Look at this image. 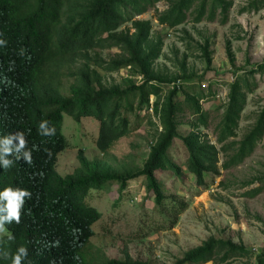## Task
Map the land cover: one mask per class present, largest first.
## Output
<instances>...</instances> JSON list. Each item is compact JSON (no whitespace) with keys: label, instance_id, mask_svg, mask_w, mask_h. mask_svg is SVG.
Returning <instances> with one entry per match:
<instances>
[{"label":"trees","instance_id":"trees-1","mask_svg":"<svg viewBox=\"0 0 264 264\" xmlns=\"http://www.w3.org/2000/svg\"><path fill=\"white\" fill-rule=\"evenodd\" d=\"M162 1L167 3L164 11L157 8ZM233 7L234 0H0V194L8 187L12 192L29 191L22 197L19 224L6 219L7 199L0 197V223L7 230L0 236V264H12L15 256H20V264H151L135 260L127 250L123 259L94 251L93 226L102 213L88 203L91 191L117 184L123 192L131 182L144 178L154 204L171 214L168 224L172 228L185 205H166L167 189L156 173L171 171L182 177V168L171 156L177 139L187 150L185 166L198 187H210L207 176L214 181L222 170L242 165L255 152L264 138V105L253 125L238 138L248 96L258 90L256 76L264 75V64L235 75L224 111L214 125L202 105L211 93L201 86L204 75L198 76L187 64L197 51L211 67V38L198 32L201 39L197 40L186 31L181 39L185 51L177 50L176 59H168L178 72L169 74L167 65L158 66L165 38L154 35L151 20L137 18L154 9L158 23L170 29L189 20L226 25ZM263 10L264 0H250L240 13ZM112 49L119 52L110 58L102 55ZM226 52L235 66L229 40ZM126 68L140 77L139 83L132 78L119 84L106 82L105 75ZM64 114L76 121L92 118L99 122L96 146L103 159L91 160L80 151L79 166L62 176L57 164L68 147L62 132ZM146 117L152 125L158 124L147 159L141 165H109L107 161H114L112 148L138 131ZM183 126L186 134L181 133ZM211 128L216 143L204 133ZM21 132L23 148L17 135ZM26 153L31 154V164L26 162ZM255 182L260 185L244 192V197L264 193V177L242 183L240 188ZM221 186L225 185L221 182ZM237 260L264 264V247L256 253L243 242L213 237L172 264Z\"/></svg>","mask_w":264,"mask_h":264},{"label":"rangeland","instance_id":"rangeland-1","mask_svg":"<svg viewBox=\"0 0 264 264\" xmlns=\"http://www.w3.org/2000/svg\"><path fill=\"white\" fill-rule=\"evenodd\" d=\"M249 1L234 0L230 21L226 25L208 21L195 24L189 20L184 25L170 29L158 23L154 9L137 17L151 20L154 35L159 34L165 38V48L158 66L167 65L169 74L178 72L177 67L168 59H176L177 50L181 53L185 51L181 39L186 31L197 40L201 39L198 32L206 38H211L213 51L211 67L207 68L197 51L189 57L187 64L198 76L204 75L203 81H200L201 86L207 93H211L202 105L210 112L214 125L218 123L224 111L229 85L235 75L250 71L258 64H264V10L257 14L240 13V9ZM157 8L164 11L167 3L159 2ZM240 36L242 39L237 40ZM228 40L231 41L236 57L235 66L227 56ZM118 52L117 49H112L104 51L102 55L110 58ZM105 77L108 84L123 83L130 78L137 83L141 80L140 77L133 75L131 68ZM256 77L259 88L248 96V106L240 123L238 139H241L253 125L256 113L264 105V75ZM168 89L169 86L165 87L166 91ZM154 101L155 99L152 103ZM143 114L145 113L142 112ZM150 114L154 115L153 109H150ZM153 120L157 119L153 116ZM157 127L158 124L155 126L150 123L149 117L143 119L138 131L116 143L111 150L114 161L107 163L112 167L119 164L141 165L149 155ZM62 132L68 142V147L60 153L57 164V171L62 176L72 173L79 166L80 151L91 160L103 159L96 146L99 134L98 121L92 118L76 121L70 115L64 114ZM187 132V127H181L182 134ZM204 133L216 143L213 128L204 130ZM171 156L182 168V177L178 178L171 171H158L156 175L167 189L166 205H170V208L173 204L185 205L184 211L177 219V225L169 227L171 214L167 208L164 210L154 204L144 178L131 182L123 192L117 184L106 185L104 190L91 191L88 196V203L102 213L100 222L93 226L96 231L92 238L94 251L103 253L108 258L123 259L127 250L135 260L151 264H172L187 251L201 246L214 237L243 242L249 250L260 253L264 247V193L255 198L244 197L242 195L244 192L258 187L260 183L255 182L245 188H240V185L264 177V138L242 165L222 170V175L214 178V181L210 180L212 177L207 176V180L211 182L208 188L198 187L196 178L185 166L188 153L180 139L175 141ZM220 161V164L224 161L223 154L220 155ZM221 182L228 188L221 186ZM3 229L5 231L0 232V236L7 233L6 228ZM244 261L237 260L231 264H242Z\"/></svg>","mask_w":264,"mask_h":264},{"label":"clouds","instance_id":"clouds-1","mask_svg":"<svg viewBox=\"0 0 264 264\" xmlns=\"http://www.w3.org/2000/svg\"><path fill=\"white\" fill-rule=\"evenodd\" d=\"M47 123V121H44L40 124V127L43 128L45 126V124ZM52 133H55V129L52 130ZM18 138L20 139V148H23L25 145V141H24V134L18 133ZM6 143H10V141H6ZM6 152H8V149H5ZM17 151H19V149H17ZM50 155V153H49ZM26 162L28 164H31L32 161V157L30 153H26ZM8 161H5V168H8ZM29 191H22V192H12L11 191V187L5 188L4 193L0 194V197L2 198H6L7 199V211H8V217H6V219H8L9 221H11L12 219L16 220V223L19 224L20 223V217H19V207L21 204H23V200L22 197L25 195H28ZM31 198V197H30ZM0 211H2V209H0ZM5 231V229H3L2 223H0V232ZM24 249L21 248L20 252L24 253ZM12 264H20V256H15L13 258V262Z\"/></svg>","mask_w":264,"mask_h":264}]
</instances>
